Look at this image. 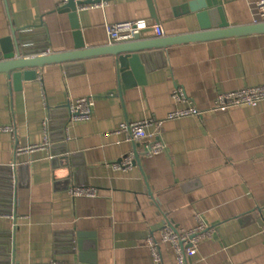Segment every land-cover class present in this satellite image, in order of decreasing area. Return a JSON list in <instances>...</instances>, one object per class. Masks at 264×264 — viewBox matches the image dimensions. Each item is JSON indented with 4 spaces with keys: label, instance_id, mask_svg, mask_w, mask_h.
Listing matches in <instances>:
<instances>
[{
    "label": "crops",
    "instance_id": "1",
    "mask_svg": "<svg viewBox=\"0 0 264 264\" xmlns=\"http://www.w3.org/2000/svg\"><path fill=\"white\" fill-rule=\"evenodd\" d=\"M192 1L154 0L164 36L200 29L188 10ZM257 1L219 3L230 24L242 26L260 21ZM65 2L0 0V40L15 28L25 57L74 50L56 11ZM140 18L157 23L148 0L79 8L88 47L124 43H112L107 26ZM155 37L153 29L142 35ZM243 55L238 39L145 52L146 83L123 91L113 54L46 66L22 89L0 73V125L15 130L14 136L0 132V212L19 216L0 218V264H179L169 243L161 244L162 261L155 262L148 238H161L168 225L192 229L199 218L218 232L185 264H264V101L212 110L216 94L250 86ZM176 88L188 102L175 103ZM84 97L95 99L92 118L72 122L68 105ZM189 106L203 115L165 120ZM150 118L165 120L168 151L138 155L126 170L106 167L139 148L115 133L120 124ZM34 145L42 147L17 154L18 146ZM62 156L69 167L86 168L88 185L53 166L52 158ZM72 186H92L99 195L74 198ZM71 232L87 234L85 259L68 241Z\"/></svg>",
    "mask_w": 264,
    "mask_h": 264
},
{
    "label": "water",
    "instance_id": "2",
    "mask_svg": "<svg viewBox=\"0 0 264 264\" xmlns=\"http://www.w3.org/2000/svg\"><path fill=\"white\" fill-rule=\"evenodd\" d=\"M106 1V0H104ZM93 0L78 2L67 0L56 10L58 15L66 19L64 23L66 45L74 41V50H62L54 54H40L25 57L22 53V42L17 36L19 30L13 29L12 34L0 40V73H6L14 84L15 89H22L23 81H33L39 71L46 66L80 61L100 55L113 54L117 57L123 84L121 91L135 85L146 83V64L143 53L152 50H164L172 46L198 42H213L227 39H238L250 86L264 84V20L242 26H232L228 21L223 6L219 0H194L188 4V10L197 16L200 29L196 32L176 36H162L142 39L137 36L133 41L101 47H88L83 39L82 27L79 20V8L93 4ZM151 17L159 23L154 0H148ZM65 35V34H64ZM249 42V43H247ZM69 108V105H68ZM54 167H66L69 177L77 178V183L88 185L89 179L85 175L86 168H71L69 157H53ZM262 212V209H260ZM256 216L258 214L255 213ZM87 234L71 232L67 239L75 242L80 257L84 247L83 236ZM85 236V237H86ZM87 260V259H86ZM91 263L97 264L96 259Z\"/></svg>",
    "mask_w": 264,
    "mask_h": 264
},
{
    "label": "built area",
    "instance_id": "3",
    "mask_svg": "<svg viewBox=\"0 0 264 264\" xmlns=\"http://www.w3.org/2000/svg\"><path fill=\"white\" fill-rule=\"evenodd\" d=\"M67 1V0H66ZM84 2L88 0H76ZM93 4L86 5L88 7H96L104 4V0H93ZM257 14L259 20H264V0L256 2ZM84 7V6H83ZM109 38L112 43L133 41L137 36L143 35L148 29H153L158 37L165 35L164 28L161 24L150 23L145 18L136 20H127L121 22L110 23L107 26ZM175 103L188 102V97L182 88H176L173 92ZM261 101H264V84L248 86L230 92H222L215 95L213 100L212 110L215 112L224 109L251 105L255 106ZM95 106V99L91 97H84L72 101L69 105L71 111V121L80 122L87 121L92 118ZM204 112L198 110L193 106L186 108L179 107L171 111L165 120L182 119L188 116H201ZM165 120H157L150 118L141 121L123 122L116 130L117 135L123 136L125 141L135 143L138 149L124 157L120 161L107 163L105 166L118 170H126L132 167L136 157L139 156H156L158 154L168 151V143L163 138L162 125ZM0 132H10L15 135V130L9 125H0ZM48 141V136H46ZM41 145H34L28 147H17V154L32 152L41 148ZM72 197H88L95 198L99 195L95 187L72 186L68 190ZM0 218H9L16 220L19 218L14 211L0 212ZM218 232L217 226L210 225L199 218L198 224L192 229L176 228L174 226H166L161 232V238L150 235L148 238V245L152 251L155 262L162 261L161 244H171L177 253L179 264H185L187 258H192L199 250L202 242L210 240ZM48 264H61L51 262ZM69 264V263H65Z\"/></svg>",
    "mask_w": 264,
    "mask_h": 264
}]
</instances>
